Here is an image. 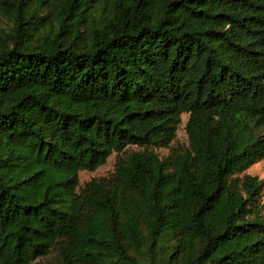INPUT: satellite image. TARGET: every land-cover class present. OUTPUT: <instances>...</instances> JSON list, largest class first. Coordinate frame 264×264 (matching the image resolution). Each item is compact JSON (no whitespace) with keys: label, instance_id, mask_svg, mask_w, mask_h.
<instances>
[{"label":"trees","instance_id":"obj_1","mask_svg":"<svg viewBox=\"0 0 264 264\" xmlns=\"http://www.w3.org/2000/svg\"><path fill=\"white\" fill-rule=\"evenodd\" d=\"M0 18V264H264L245 174L264 0H0ZM184 114L188 149L159 159Z\"/></svg>","mask_w":264,"mask_h":264},{"label":"rangeland","instance_id":"obj_2","mask_svg":"<svg viewBox=\"0 0 264 264\" xmlns=\"http://www.w3.org/2000/svg\"><path fill=\"white\" fill-rule=\"evenodd\" d=\"M1 24V18H0ZM188 116L186 114L181 116V123L178 126L175 140L171 143L169 148H155L154 152L159 159H167L174 153H184L188 149L187 136L185 133V125ZM143 149L135 146L127 147L121 154H112L106 163L99 167L96 171L87 172L83 171L78 174V188L77 192L81 191L88 183L96 180L109 179L115 171V166L118 160H125L131 153L141 152ZM245 174L257 177L259 180H264V160L256 163ZM263 214H264V193L262 197ZM32 264H59V258L56 250H52L46 257L40 258Z\"/></svg>","mask_w":264,"mask_h":264}]
</instances>
